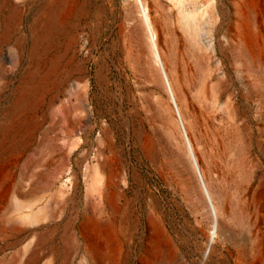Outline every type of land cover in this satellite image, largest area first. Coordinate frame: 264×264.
<instances>
[{"label": "rangeland", "instance_id": "374dc122", "mask_svg": "<svg viewBox=\"0 0 264 264\" xmlns=\"http://www.w3.org/2000/svg\"><path fill=\"white\" fill-rule=\"evenodd\" d=\"M42 1L0 0V124L14 89L31 67L33 25ZM82 1L45 55L48 63L58 60L62 71L51 78L49 91L30 115L37 123L34 136L14 156L0 157V264H26L35 249L37 259L31 264H85L83 236L97 239L99 231L82 229V216L88 209L117 220L106 197L116 191L118 204L128 209L135 225L134 243L124 248L130 256L124 264H135L152 213L188 264H234L232 254L238 248L251 256V223L241 219L240 211L248 210L251 220L255 211L260 213L264 240V0L251 24L259 33L254 46L258 55L245 80L234 43L225 36L233 0L195 4L204 16L196 30L199 42L191 45L213 58L185 57L193 67L188 97L201 115V140H191L216 168L213 182L222 188L224 197L220 193L219 198L228 205L221 217L225 232L215 238L211 253V202L199 173L189 163L183 170L176 162L177 149L157 116L159 96L173 98L154 88L145 55L133 47L123 0ZM160 1L163 13L174 4ZM184 3L191 10V1ZM176 15L183 16L178 10ZM217 78L224 91L219 99L211 88ZM181 112L186 111L181 107ZM168 113L177 140L187 149L174 101ZM147 139L152 155L144 148ZM180 168L181 173H193L189 189L176 173ZM108 172L116 173L115 179L109 176L113 186L106 185ZM217 198L215 194V202Z\"/></svg>", "mask_w": 264, "mask_h": 264}, {"label": "bare ground", "instance_id": "6f19581e", "mask_svg": "<svg viewBox=\"0 0 264 264\" xmlns=\"http://www.w3.org/2000/svg\"><path fill=\"white\" fill-rule=\"evenodd\" d=\"M189 1H191V10L187 11L185 0H174V4L167 9L166 13L159 9V6H163L160 0H123L122 2L126 12V33L137 53L145 55L147 71L154 88L163 89L173 98V100H168L164 94L159 96L157 116L161 120L165 136L177 149L175 152L176 162L181 165L183 170H186L189 163L193 167V172L199 173L205 197L207 196L211 202L215 229L213 239L207 244L208 252L211 253L215 238L225 232V224L221 221V217H225L228 213V205L219 198L221 197L220 193H223L222 188L217 185L215 187L216 182H213L215 181L213 177L215 178L217 175L216 168L204 153L200 152L199 154V150L194 147L191 140L193 138L198 143L201 140V115L193 107V103L188 97L187 84L193 67L185 57L189 56L194 61H197L195 59L197 57L198 59L207 57L210 60L213 58V54H206L192 48L191 44L199 42L196 30L202 25L204 12L199 11L195 6L197 0ZM262 1L233 0L231 3L234 12L230 15L225 36L227 40L234 43L244 80L246 79L245 73L251 70V65L257 60L258 54L256 55L254 46L258 41L259 33L253 29L251 24L258 13L262 11ZM83 4L82 0L42 1V11L33 25V41L29 50L31 67L14 89L15 96L4 110L5 122L0 124V157L14 156L27 147L30 139L34 136L37 123L30 115L37 109L42 97L49 91L51 78L62 71L58 70L61 67L58 60L53 59L48 63L45 60V55L51 50L52 42L61 31L67 16L75 8H82ZM262 8L264 7L262 6ZM177 10L183 14L182 17L176 15ZM184 12L189 13L186 15ZM217 31L218 28L215 33ZM215 39H217V35H215ZM211 88L212 91H215L216 99L222 97V93H224L222 79L217 78L213 81ZM228 98L231 101V97ZM173 101L185 126L187 149L181 146L177 140V131L172 125V118L168 113ZM181 107L186 111L184 115L181 112ZM230 112H233V104L230 106ZM261 119L259 118V124ZM185 120H188V126L185 125ZM49 132L48 130L45 134L46 137ZM144 148L150 155L153 154L149 139H147ZM201 161L204 168L201 166ZM176 173L186 189L192 187V172L189 175L185 172L181 173L180 168L176 170ZM110 175L111 173L108 172L107 186H113L112 179L117 178L115 177L116 173L112 174L114 177H111L112 179L109 177ZM246 192V195H249L250 189ZM222 193L221 195L224 197V193ZM215 194H218L219 202H215ZM106 197L108 205L118 215V219H110L105 213L95 216L88 209L84 212L81 228L88 230L91 227L97 228L99 231L97 239H91L88 235L83 236L85 264H124L130 257L124 248L134 243L132 237L135 229L134 221H132L128 209L118 204L119 194L117 191L109 193ZM240 213L241 219L246 218L251 223L252 255L248 256L243 248L235 249L232 254L234 264H264V240L259 225L260 213L255 211L253 220L249 218L248 210L245 208L241 209ZM141 237L140 249L135 255V264H188L180 260L161 220L153 213L148 216ZM36 256L35 249L28 255L26 264H31L37 259ZM202 264H206V262L202 261Z\"/></svg>", "mask_w": 264, "mask_h": 264}]
</instances>
